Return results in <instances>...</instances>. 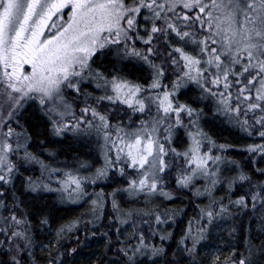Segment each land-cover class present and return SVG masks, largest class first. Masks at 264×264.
Returning <instances> with one entry per match:
<instances>
[{
  "label": "snow or ice",
  "instance_id": "obj_1",
  "mask_svg": "<svg viewBox=\"0 0 264 264\" xmlns=\"http://www.w3.org/2000/svg\"><path fill=\"white\" fill-rule=\"evenodd\" d=\"M162 41L166 45L163 51ZM137 42L145 47H138ZM113 45L119 46L117 50H123L124 56L153 69L148 88L118 76L108 78L99 70L92 74L93 58ZM161 57L163 63L158 65L156 59ZM166 69L177 73L171 85L161 83ZM90 74L97 87L105 89L100 102L124 104L141 114L147 111L150 121L142 120L139 129L125 132L90 103L80 107L69 102L66 90L79 97ZM185 81L195 84L202 98H214L218 113L236 116L249 134L250 120L254 121L259 136L264 137V0H0V89L6 90L10 102L8 118L0 116V208L7 209V196L20 170L16 157L28 164L40 163L49 174L47 180L27 182L26 191L38 198L40 193L58 192L62 199L76 202L87 194L78 173L61 171L59 165L50 167L21 142V134L11 121L28 100L39 104L54 137L78 133L85 125L102 130L105 144H110L109 151L116 155L115 159L106 156V166L97 169V179L107 176L109 166L121 165L124 175L122 157H126L127 167L139 176L130 181L129 188L155 193L162 180L160 174L170 167L167 157L175 155L187 166L177 180L178 187H189L200 178L215 185L218 178L213 165L218 166L222 157L213 148L225 151L228 146L216 145L203 132L199 124L202 110L176 99ZM75 108H79V115ZM241 116L245 117L242 122ZM181 127L187 129L189 137L183 153L170 147L174 130ZM205 141L211 147L204 148ZM248 150L264 154V145L249 146ZM247 179L243 174L239 177L241 182ZM258 197L264 194L257 193L252 200ZM12 203L14 209L21 207L15 200ZM235 203L244 204V197ZM14 209H8L4 217L0 236L6 240L0 244H15L17 251H23L31 243V219ZM205 215L210 222L214 213L207 211ZM156 222L164 221L157 216ZM39 223L43 226L48 220L42 218ZM146 250L149 246L141 236L139 246L132 251ZM150 251L156 256L164 250L152 246ZM124 255L132 259L128 252ZM12 261L20 264L15 255Z\"/></svg>",
  "mask_w": 264,
  "mask_h": 264
},
{
  "label": "trees",
  "instance_id": "obj_2",
  "mask_svg": "<svg viewBox=\"0 0 264 264\" xmlns=\"http://www.w3.org/2000/svg\"><path fill=\"white\" fill-rule=\"evenodd\" d=\"M137 46L140 48L145 47L139 42H137ZM163 47H166V45H164L162 41L161 51H163ZM114 56L110 59L113 63L110 62L109 57L105 54L99 57L100 59L96 57L94 60L96 62L92 64V67L99 71L103 69L117 70L120 72L121 77L128 76L129 80L130 78L136 79L137 81L133 82L136 84H139V81H148L149 78L150 80L153 79V69H149V66L145 65L143 62L130 59V61L133 60L131 61L132 64L130 63L124 66L122 64L123 60L120 58V52L114 53ZM156 61L162 64L163 57L156 59ZM134 72L136 75H134ZM176 74L175 70L166 69L164 77L161 78V83L163 85H168L170 81L176 78ZM186 86L185 88L187 90L184 89L185 92L193 94L196 98V102L198 104L200 103L204 109L200 119H202L204 115L213 118L215 113L218 114L212 104L213 101L208 98H202V96L195 91L194 86L197 88L195 84L189 83ZM105 94V92H94L88 85L87 91L83 92L82 95L74 97V94L71 95L69 93L71 97L67 99L71 102L74 101V104H83L84 106L90 103L101 111L102 114L106 115L109 120H111V124L115 127L119 125L120 122H123L122 111L133 113V110L128 108L127 110L120 111V108H122L124 104H110L107 100L100 102L98 98ZM108 94H110V91ZM88 95L92 98H89ZM190 103L196 106L193 101H190ZM153 109L155 108L152 107V113ZM75 111L78 115L79 108H75ZM137 114H135L133 118V126L135 123L141 124L142 120L151 119L147 111L144 114L139 112ZM40 118L36 117L35 121H31L28 113H25L23 118H21L24 119L23 122L32 140H35L38 144L43 141L40 148H45L47 151L56 152L57 154L61 152L65 154L64 156L67 155L68 158L76 157L77 159L85 161L84 157H86V155L75 150L73 143L71 144L70 141H57L52 138L44 119L42 116ZM182 128L185 130L184 134L186 135L187 129L181 127V129ZM252 130L256 132L254 128H252ZM203 132L215 142L217 141L214 137L219 141H223L221 137H224L226 140L238 144L243 137L242 135H233L238 132L232 133L222 126L221 128H216L213 124L210 125V128L204 127ZM245 133L246 132L242 131L240 134ZM185 137L189 143V137H187V135ZM219 141L217 143H219ZM176 143L177 142L174 144L171 143V146H176ZM91 144L92 143H90V145ZM220 144L223 143L221 142ZM253 145H255V143H247L235 148H233L234 146L227 147V150L221 152L222 159L219 162L221 169L219 170L217 167L216 178H218V182L213 185V194L218 197L215 198L216 200L211 203L206 210H203L204 206L207 204L206 201H204L205 198L195 196L192 192L193 188L190 187L191 185L186 188L176 185V181L178 180L177 175L181 174L179 170L181 172H186L187 166L183 163L182 157H177L175 155L170 157L171 166L163 173V176L161 175L162 180L158 188L170 194L172 199L170 201L162 200L159 202V205H155V203L149 205L147 208H152V210L149 211H147V208L142 207L143 211L140 213L143 214L137 216L139 219L137 225L143 222L146 224L145 228L140 227V230L138 228L137 230L141 233L140 236L146 237L147 239L148 229L146 227L148 225L147 221H149L151 216L150 212L155 215V212L160 213L163 209L171 207L170 211L172 217L166 222H163L164 228L161 230L159 229L162 223L156 225L155 229L158 234L151 237V241L147 239L151 246L162 247L164 250L163 254L152 256L149 252L147 260L154 261L155 264L196 263L197 258L196 255H194L195 248L199 241L208 236L207 229L209 228V224L216 218L225 217L226 229L223 231L224 258L227 260L231 258L235 260H246L248 255L254 254L252 260L260 255V264L264 262V250L261 252L258 251L254 236L251 234V227L254 222H264V197H258L255 202L252 200L253 195L257 193L264 194V162L255 161L256 158L259 157L258 152H248L249 146ZM50 167L54 166L52 165ZM19 168L20 170L17 174L19 177L14 181V189H12L7 196L9 198H7V210L10 208L14 209L13 200L21 204V207L18 209L15 208L14 210L17 209L16 212L18 215L27 214L31 219L32 227L31 231L28 233L31 238V243L29 247L23 249V251H17L12 245L11 248H9L11 252L5 249L0 250V264H13V255L20 261V264H145L143 262H137L135 259L136 257L132 256V253L131 260H129L128 256L121 254V252H127L128 249H132V240L136 239L137 233H129L127 239H125V241L128 240V242H125L121 240L119 231L125 224H130L132 227L136 226V219L129 218L126 221H121V215L116 214V211L113 212L111 206L113 197L119 191L125 189L126 180L129 178H126V175L132 174L134 178L139 177L135 170L124 168L125 174L121 175V168L120 172H118L117 167H115L116 169L110 167L106 177L99 178L89 185L85 180L83 186L86 188H83L86 190L87 194L80 196L76 202H70L66 198L62 199L61 195L56 196L57 198L54 197L55 194L52 192L41 193V197L38 198L29 191H23L24 189L26 190L29 179H39L42 181L47 180V177L42 175L33 164L24 162ZM242 174L249 179L241 182L239 177ZM174 181L175 183H173ZM199 183L201 182L197 181V184ZM242 196L245 199V203L241 205L236 204L235 201ZM132 198L134 199V202H132L133 205H128L127 202L123 204V208L121 206V209L124 211L123 213L127 214L130 211H134V208H136L135 206L141 202L140 197L139 199H137V196ZM93 200H96L97 204L94 205L92 203ZM117 200L123 203L122 199L119 198ZM221 206L224 207V211H221ZM207 211H213L214 213L210 222L209 217L205 215ZM42 218H47L48 224L41 226L39 221ZM202 219H207L208 221L205 227L202 226L204 224L200 223ZM168 221L172 222L170 223L171 229H165V224H169ZM196 224L197 226H195ZM186 228L192 232L191 235L189 234V237L193 235L192 242L190 240L186 241L185 238H183L187 236H184ZM142 229L145 230L143 231ZM161 236L165 237L163 241L159 240ZM16 243L23 244L25 241H17ZM40 246H42L41 249L39 248ZM229 251H232V253H229ZM78 257H86L88 259H79L80 261H77ZM246 261L247 264H252L251 260Z\"/></svg>",
  "mask_w": 264,
  "mask_h": 264
},
{
  "label": "rangeland",
  "instance_id": "obj_3",
  "mask_svg": "<svg viewBox=\"0 0 264 264\" xmlns=\"http://www.w3.org/2000/svg\"><path fill=\"white\" fill-rule=\"evenodd\" d=\"M67 11L68 10L65 9V12H67ZM65 19H66V17H65ZM141 23H144V22L141 21ZM46 34H48L47 30H46ZM118 47L119 46H115V45L109 46L102 53H98L97 56H95L93 58V61L95 60L96 57L99 58L104 54L106 56H108L109 60H110V59H112V56H114V53H117V52H120V58L123 60L122 64L124 66H127L128 64L131 63V61L135 60V59H133L130 61V58L124 56L123 50H120V51L117 50ZM94 62H96V61H94ZM110 62L113 63L112 60H110ZM106 63H108V62H106ZM156 63L158 65L160 64L159 61H156ZM145 65H147V64H145ZM149 69H152V68L149 67ZM97 70L98 69L92 67V74H94ZM101 71L104 74V76H106L108 78H111L113 76H118V77L120 76L121 77L120 72H118L117 70L113 71L111 69H103ZM92 74H90V78L86 79V81L84 82L85 84L81 85L83 92L87 91L88 85L92 88V90L94 92H97V93L105 92V89L103 87H97V80L95 79L94 75H92ZM124 75H125V73H124ZM134 75H136L135 72H134ZM121 78L129 80L128 76H123ZM175 79L176 78H174L172 81H170V83L168 85H171L175 81ZM129 81L136 82L137 80L134 78H130ZM139 82H140L139 84L142 85L144 88H148V86L152 83V80H150V78H149L148 81H144V82L139 81ZM99 83L101 85H103V81H99ZM186 83L189 84L190 82H187V81L184 82V85H182L180 87V89L177 93L176 99L181 103H185V102L190 103V101H193L194 104H196L197 108L202 110V112H204L202 105L200 103L198 104L196 102V100H195L196 98L194 97V95L191 94L190 92H185L184 89H186L185 87H187ZM191 84H193V83H191ZM194 89L200 96H202L201 90L198 87L195 88V86H194ZM157 91H159V90H157ZM188 91H191V90H188ZM66 92H67V98H70L71 95H73V94H74V97H76V94L72 93L71 90H66ZM69 93L71 94L70 96H69ZM148 95L150 96V95H152V93L149 92ZM88 97L92 98L90 95H88ZM208 99L213 101L212 104L214 105L215 110H217V104H216L215 99L212 97H208ZM69 102H71V101L69 100ZM9 103L10 102L8 101L6 90L0 89V116H3L5 119L8 118L7 112L10 110ZM80 105H81V107H84L83 104H80ZM127 109H128L127 105H123V107L120 108V111L127 110ZM25 113L29 114V118L31 121H35L36 117L40 118L42 116L48 130H49V127H48L49 121H48L47 117L40 110L39 104L35 101H32V100L26 101L24 103V106L22 108H20L16 117L11 121L12 126L17 129L18 133L21 134V142L27 143L29 150L32 151L33 153H35L36 155H38L41 158V160H43L49 166L53 165L55 167V166L59 165V166H61V171L68 169V170H71L73 173H78L83 178L84 181L85 180L87 181V184L89 185V184L93 183V180H95V181L97 180V178H96L97 169L105 168L106 156L111 155V156H113V159H115V155H116L115 151L114 150L109 151L111 149V145L110 144L104 145L105 141H104L102 130L98 132L96 128H89L86 125L83 126L82 131H80L78 133H66L65 136L61 137V138L54 137L51 135V133H49L50 136L52 138L56 139L57 141H64V142L70 141L71 144L73 143L75 150H77L81 153H84L86 155V157H84L86 162L82 161L80 159H77L76 157H73V158L69 157L68 158L67 155L64 156L65 154H62L61 152H59L58 154L56 152H54L55 153L54 157L49 156L50 152L47 151L45 148H40L41 143H39V144L36 143L35 140H32V138L30 137V134H29V132L25 126V123L23 122L24 119H21V118H23ZM128 113H129L128 111L127 112L122 111L123 122H120L119 126H122L124 128L125 132L135 131V130L139 129L141 127V124L135 123V125L133 126V120H134L133 118L135 117V114H137L138 112L133 111V113H129V114ZM152 114L153 115L156 114L155 109H153ZM251 116H252V114L249 113L248 118H250ZM213 118H210V117H207L204 115L202 117V119L199 120V124H200V127L202 128V130H204V127L210 128V125L213 124L216 126V128H221V126H222V127L227 128V130L231 131L232 133L238 132L237 134L235 133L233 135H238V136L242 135L243 136L238 144L230 142V141L226 140V138H224V137H221L223 139V141H219L218 139H216V137H214L217 142L219 141V143H217L211 139L212 141H214L216 143V145H223L224 144V145H227L228 147L234 146L233 148L245 145L247 143H255V145H264V137L259 136L258 131H257L259 126L255 125L254 121L250 120L251 127H250L249 131L252 134H249V132L244 131V129H243V127H241L240 123H237V117L236 116H232L231 118H229V117H226L223 113H218V114L215 113ZM69 119H71V117H69ZM243 119H245V117L241 116L240 121L242 122ZM17 121H18V123H17ZM95 123L97 125H99V121H95ZM110 123H111V120H110ZM252 128H254V130L256 132H253ZM242 131H244L246 133L240 134V133H242ZM49 132H50V130H49ZM184 133H185V130H183V128L182 129L178 128V129H175L173 132V135H172L173 139L171 137V141H172L171 143L172 144L177 142L176 146L174 145V148H176V150L178 152H181V153H183L188 147L187 138L185 137L186 135L188 137V132L186 131V135ZM217 135L220 136L219 134H217ZM212 136H213V134H212ZM29 137H30V141L28 139ZM221 142L223 144H220ZM90 143H92V144L90 145ZM59 144H62V143H59ZM255 145H253V146H255ZM170 147H172L171 144H170ZM203 147L207 148V147H211V145L208 143V141H205ZM213 152L221 155V152H223V151L219 150L218 148H213ZM248 152L252 153L249 150H248ZM51 153H53V152H51ZM258 153H259V157H257L255 161L256 162H261V161L264 162V154H262L260 152H258ZM171 156H173V155H170L169 157H167V159L169 160L170 166H171V160H170ZM221 157H222V155H221ZM15 159H16V163L18 166H21V164L24 163L18 157H16ZM122 161H123V164H122L123 169L126 168L129 170H133L132 168L127 167L126 157H122ZM32 164L34 165V167H36V169L38 168V171H40V173H42V175H44L48 179L49 174L44 171V169L42 168L40 163H32ZM82 164L85 165V167H81ZM213 167L216 169L218 167L219 170L221 169L220 164H218V166L213 165ZM120 168H121V165H118L117 166L118 172H120ZM109 169H110V166L107 168V173H108ZM130 172H132V171H130ZM179 173L182 174L183 172H181L179 170ZM181 174L177 175V179L180 177ZM160 175L163 176V174H160ZM126 176H127L126 178H128V177L129 178L126 180L125 189L119 191L113 197L112 202H111L112 203L111 206H112L113 212L116 211L117 212L116 214L121 215V217H120L121 221H126L129 218H131V219L135 218L136 219L135 223H136V226H138V227H136V226L132 227L130 224L129 225L125 224L121 227V229L119 231L122 241L123 240L125 241V239H127L129 233L130 234L132 232L137 233L136 239L132 240V242H133L132 243L133 244L132 249H135L136 247L139 246V241L141 238V236H140L141 233L137 230V228L140 230V227L145 228V226H146L145 222L137 225V223L139 222V219L137 216L138 215L141 216L143 214V213H140L141 211H143V208H147V207H149V205L154 204V203H155V205H159V202H161L162 200L170 201L172 199V197L169 199L167 196L164 195L165 192L162 191L160 188H158L157 192H155V193H150L147 190L138 191V190L130 189L129 188L130 181L133 179H138L139 177L134 178L132 176V174H127ZM17 177H19V176H17ZM36 181H41V180L38 179ZM175 181L173 183H175ZM197 181H200L201 183L197 184ZM163 183H162V185H163ZM83 185H84V183H83ZM176 185H177V181H176ZM83 187H85V186H83ZM190 187L193 188L192 192L194 193L195 196H198L199 198H203V197L205 198L204 201H206L207 204L204 206L203 210H206L210 206V204L216 200L215 198L218 197L217 195L213 194V185L210 183V181L207 178H200V179L194 180ZM219 188L223 189L222 187H219ZM23 191H26V190L24 189ZM52 193L55 194L54 197L61 195L58 192H52ZM40 194H39V197H41ZM33 195L37 196L35 194H33ZM134 196H137V199H139V197H140L141 202L137 206H135L136 208H134V211H130L127 214L123 213L124 211L121 209V206L123 208L124 207L123 204L127 203V202H128V205H133L132 202H134V199L132 197H134ZM116 198L122 199L123 203L119 202ZM114 204H115V207H114ZM7 207H8V205H7ZM17 209L15 211H17ZM149 210H152V208H147V211H149ZM170 210H171V207H167L166 209H163L160 213L155 212V215H153V213L150 212L151 216H150L149 221H147L148 225L146 227L148 229L147 230V232H148L147 239H150L151 237L158 234V232H156V229H155L156 225H159L156 222V217L160 216L163 219V221L166 222L168 219H170L172 217V213ZM89 213H90V211H89ZM147 213H149V212H147ZM8 214H9V212L7 209L0 208V227H5L4 217ZM75 214H76V212H75ZM145 215H149V214H145ZM168 222H169V224L168 223L165 224V229H169V228L171 229L170 223H172V222L171 221H168ZM200 223L204 224L202 226L205 227V225L208 223V221H207V219H202L200 221ZM162 224H163V222H162ZM162 224L159 226L160 230L162 228H164V224L163 225ZM195 226H197V224ZM225 226H226L225 217L216 218L215 220H213L209 224V228L207 229L208 236L205 239H202L201 241H199L198 245L195 248V254L194 255H196L197 259H196V263L193 262L194 264H239L240 259L235 260L234 258H231V259L227 260L223 256V253H224L223 231H224V229H226ZM142 230L144 231L145 229H142ZM150 230H151V232H150ZM191 233L192 232L186 228V230L184 231V236L187 235L188 237L185 236L183 238H185L186 241L190 240L192 242V236L193 235L191 237H189V234L191 235ZM198 234H200V233H198ZM251 234H252V236H254V241L256 242L255 244L258 248V251L261 252L262 250H264V222H257V223L254 222V224L251 227ZM199 237H200V235H199ZM130 238H131V235H130ZM147 239H146V237H144V240H146L145 243L149 246V250H146L144 253H135L132 251V249L131 250L128 249L127 252L130 255L132 253L133 254L132 256L136 257L135 259L137 262H143L145 264H155L154 261L152 262V261L147 260L148 256H149V252L151 253L150 249L152 247L150 242ZM0 240H6V237L0 236ZM159 240H161V239H159ZM130 241H131V239H130ZM150 241H151V239H150ZM125 242H128V240H126ZM12 246L14 249H16L15 244H13ZM9 248H11V245H9L8 243L0 244V250L5 249V250H8V252H11V250ZM39 248L41 249L42 246H40ZM16 250H15V252H16ZM125 252L126 251L121 252V254L124 255ZM229 253H232V251H229ZM253 255H248L246 260H248V261L251 260L252 264H260V261H261L260 257L261 256L256 255L257 257L252 260ZM124 256H126V255H124ZM79 259L81 260V259H88V258L78 257L77 261H80ZM262 264H264V262H262Z\"/></svg>",
  "mask_w": 264,
  "mask_h": 264
},
{
  "label": "bare ground",
  "instance_id": "obj_4",
  "mask_svg": "<svg viewBox=\"0 0 264 264\" xmlns=\"http://www.w3.org/2000/svg\"><path fill=\"white\" fill-rule=\"evenodd\" d=\"M150 232H151V230H150Z\"/></svg>",
  "mask_w": 264,
  "mask_h": 264
}]
</instances>
